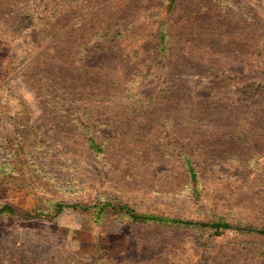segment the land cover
I'll return each instance as SVG.
<instances>
[{
    "label": "rangeland",
    "instance_id": "rangeland-1",
    "mask_svg": "<svg viewBox=\"0 0 264 264\" xmlns=\"http://www.w3.org/2000/svg\"><path fill=\"white\" fill-rule=\"evenodd\" d=\"M4 206L0 264H264V0H0Z\"/></svg>",
    "mask_w": 264,
    "mask_h": 264
},
{
    "label": "trees",
    "instance_id": "trees-1",
    "mask_svg": "<svg viewBox=\"0 0 264 264\" xmlns=\"http://www.w3.org/2000/svg\"><path fill=\"white\" fill-rule=\"evenodd\" d=\"M165 39H166V35L164 33H162L161 36L159 37V44H160L159 53L165 48L164 47ZM88 141H89V144H90L92 149H99V145L93 139L90 138ZM184 159H185L186 168L188 169L190 183H194V182L196 183L197 178H198V172H197L192 160L188 157V155H186L184 157ZM119 207H120V211L124 212V214L126 216H128L129 218L136 220V221L171 223V224L180 225V226L210 227V228L216 229L217 233H220V230L222 228H227L226 226L207 224V223L196 222V221H191V220H183V219H178V218H168V217L159 216V215H152V214H140V213L136 212L130 206L123 205V204L119 205ZM2 212L13 213L14 209L10 206L0 207V213H2ZM238 229L249 232V233L264 235V228H258V227H254V226H240Z\"/></svg>",
    "mask_w": 264,
    "mask_h": 264
}]
</instances>
